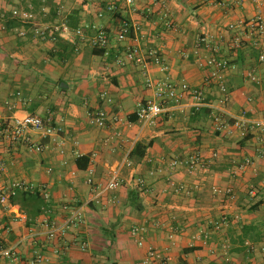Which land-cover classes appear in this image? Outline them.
I'll return each instance as SVG.
<instances>
[{"label":"crops","instance_id":"crops-1","mask_svg":"<svg viewBox=\"0 0 264 264\" xmlns=\"http://www.w3.org/2000/svg\"><path fill=\"white\" fill-rule=\"evenodd\" d=\"M29 5L35 20L12 18L13 9ZM108 5L117 13L107 12ZM258 14L264 19V0H135L131 6L123 0H0V194L22 183L45 201L29 219L18 202H0V249L15 252L0 256V264H141L149 246L173 264H264V202L249 194L251 186L264 189V142L218 131L213 122L216 112L230 123L242 111L249 120L264 113L260 50L243 29H228ZM123 19L139 31L120 43L115 35ZM62 23L72 42L66 35L56 42L35 37L37 26ZM98 28L110 34L106 51L91 45ZM205 35L235 66L225 72L232 102L220 103L211 88L198 113L183 97L165 106L154 123L139 120V106L155 100L148 81L203 87L207 72L195 64L193 49ZM236 38L243 41L239 50ZM128 45L159 50L167 70L153 63L118 66L115 59ZM208 53L203 45L201 54ZM249 71L259 83L244 77ZM98 110L107 115L104 127L89 122ZM28 114L61 128L53 142L31 129L12 141L14 120ZM36 144L44 151H33ZM136 144L145 148L142 158L131 156ZM79 158H87L86 168L78 167ZM245 159L251 164L240 170ZM115 167L126 183L109 192L105 186ZM89 168L95 186L85 183ZM138 177L147 191L134 184ZM227 187L236 191L235 200L214 192ZM134 226L146 229L142 247L131 236ZM37 257L46 261L35 262Z\"/></svg>","mask_w":264,"mask_h":264},{"label":"built area","instance_id":"built-area-1","mask_svg":"<svg viewBox=\"0 0 264 264\" xmlns=\"http://www.w3.org/2000/svg\"><path fill=\"white\" fill-rule=\"evenodd\" d=\"M19 1L21 3H27L29 0ZM123 1L128 6H131L135 3V0ZM28 8L29 10L13 9L11 11L12 18L18 19L23 23H31L33 20H35V16L32 12L33 7L29 5ZM106 11L115 14L117 13V7L115 5H108L106 7ZM98 16L101 17L103 14L99 13ZM167 28L174 29L175 27L172 26V24H167ZM228 29L231 31L238 29H243L246 31L252 45L260 50L258 58L259 63H264V19L261 14L256 15L254 18L248 21L231 24L228 26ZM138 31L139 27L137 25L132 24L127 19H123L121 20L119 29L115 35V40L120 43L124 42L127 38H129L132 32L136 33ZM58 33L60 37H62V35H66L67 40L72 42V31L65 23L49 27L37 26L34 29L35 37L39 40L54 41L56 34ZM76 35H82L80 29L76 30ZM242 42L243 41L241 38H236L233 42V47L235 49L240 48L242 46ZM109 43L110 34L106 30L98 28L94 38L91 40L92 47L106 51L109 48ZM203 45L209 52L206 56L201 54ZM193 58L195 64L204 68L207 72L203 87H191L186 82L177 83L166 81L152 83L148 81V87L154 89L155 100L146 101L139 106L136 113L139 120L148 123H154L156 118L164 111L165 106L170 103H178L183 97H189L192 100L195 109H199L205 103L207 97L206 95L208 90L211 88H215L217 90L220 103L229 104L232 102V92L228 89V86L225 83V72L229 69H234L235 66L227 59L222 58L219 55V48L212 44V42L208 39V36L205 35L198 39L193 49ZM115 63L121 67L126 65H138L142 68H146L148 64L153 63L161 66L162 71L167 70V66L164 64L161 52L159 50L148 49L144 51L139 46L134 45L126 46L123 53L116 57ZM244 77L250 82L259 83V79L253 71L245 73ZM246 100L247 102H252L253 98L248 96ZM106 119L107 115L105 111L98 110L90 113L89 122L91 125L96 127H104ZM213 122L215 129L218 131L225 130L229 134H232L234 131H238L244 136L251 135L257 141L261 143L264 142V113L256 120H249L247 118V112L242 111L241 117L233 118L232 123H230L223 115L216 112L213 116ZM13 128L12 141L17 140L20 136H22L23 132L31 129L41 131L44 138H48L53 142L54 136L61 131V128L51 124V120H46L33 114H28L23 118H16L13 122ZM32 149L35 152L41 153L44 151L45 146L42 144H36L32 146ZM60 153H62V149H60ZM260 153L264 157V149ZM213 156H216V153H213ZM196 164L197 159L191 161V163L188 164V170L192 172ZM250 164L251 161L249 159H245L244 162L239 166V169L244 170ZM127 165L130 166L131 164L128 163ZM1 167H3V165ZM133 181L136 187L143 191H147V184L143 178L138 177ZM85 183L88 186H95L93 170L90 168L87 169ZM125 183L126 181L120 176V169L118 167L112 168L109 172V179L106 183L105 190L109 192L116 191L122 188ZM172 186H175V184L172 183ZM180 189L181 188H178L177 190ZM18 191H31V188H28L22 183H14L8 193L1 192L0 202L7 203L9 198L15 196ZM214 192L217 195L226 197L231 201L237 198L236 191L232 187H227L223 190L214 188ZM249 194L251 197L259 198L264 202V189L258 191L253 186H251L249 188ZM74 220H78V216L74 215L73 220L71 221L73 222ZM226 220L227 218L224 217L221 224L226 223ZM210 224L213 227H219V222L211 221ZM130 233L139 247H142L145 244L146 229L144 227L134 226ZM50 234L53 235V233ZM261 246V249L264 251V241ZM0 256L13 258L15 256V252L12 249H0ZM44 261H46V258L44 257H37L35 260V262ZM141 264H173V262L170 257L162 255L157 249L149 246Z\"/></svg>","mask_w":264,"mask_h":264},{"label":"trees","instance_id":"trees-1","mask_svg":"<svg viewBox=\"0 0 264 264\" xmlns=\"http://www.w3.org/2000/svg\"><path fill=\"white\" fill-rule=\"evenodd\" d=\"M59 39H61L60 36H58V34H56V38L54 41L56 42ZM240 48H238L236 50H239ZM200 110H201V108L195 109L194 113H198V111H200ZM144 149L145 148L141 144H136V146L134 147V149L131 152V156L133 157L137 154L139 158H142ZM139 150H141L140 153H138ZM81 160L85 161V165L79 164V162ZM87 163H88L87 158H79L77 160V165L80 169L86 168ZM9 200H10V203H12V204H15L18 202L20 204V208L27 214L28 219L31 215L36 216V215L40 214L41 213L40 209H42V207H44V204H45L43 196L37 191H35V192L18 191L16 193V195L10 197Z\"/></svg>","mask_w":264,"mask_h":264}]
</instances>
